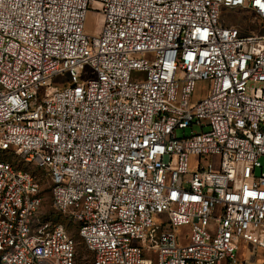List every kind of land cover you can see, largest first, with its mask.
Returning a JSON list of instances; mask_svg holds the SVG:
<instances>
[{
    "label": "built area",
    "instance_id": "built-area-1",
    "mask_svg": "<svg viewBox=\"0 0 264 264\" xmlns=\"http://www.w3.org/2000/svg\"><path fill=\"white\" fill-rule=\"evenodd\" d=\"M226 10L264 30V0H0V264H76L58 217L92 264L264 261V33Z\"/></svg>",
    "mask_w": 264,
    "mask_h": 264
},
{
    "label": "rangeland",
    "instance_id": "rangeland-1",
    "mask_svg": "<svg viewBox=\"0 0 264 264\" xmlns=\"http://www.w3.org/2000/svg\"><path fill=\"white\" fill-rule=\"evenodd\" d=\"M224 14H225L224 20L226 21L227 25L242 27L245 30V32H247V33H256V32L264 33V30L259 29L260 28L259 25H256L253 23V15L249 11H246V10H237V11L226 10L224 12ZM99 25H100V16H98L94 13H89L87 18H86V23H85L86 33L91 35V36H94ZM205 89H206L205 83H201L200 85H198V90L196 92V96H201L202 90H205ZM190 132H191L190 130L187 131V133H186L187 136L190 135ZM179 136L183 137V133H179ZM14 159L15 160H13V162L15 161L14 163L16 165H21L16 158H14ZM261 163L264 165V159L261 160ZM45 182H46V186H47L48 181L46 179H45ZM50 196L51 195L48 191L46 194L47 199H46L44 207H43V212L51 211ZM58 220H59V222H61L62 224L65 225L67 230L71 233L73 238L78 243L76 264H92L93 257L91 255V253L86 249L84 244L82 243L80 236H79L77 225L71 223L70 221H67L63 217H58ZM180 232L187 234L188 231H187V229L181 228ZM244 250L245 251L247 250V252L253 257L256 255V250L251 245H245ZM257 254L260 258H264V251H258ZM244 257H245V255H242L241 259H243ZM246 264H255V263L251 262V260H250L249 262H246ZM256 264H264V261H259V262L257 261Z\"/></svg>",
    "mask_w": 264,
    "mask_h": 264
},
{
    "label": "trees",
    "instance_id": "trees-1",
    "mask_svg": "<svg viewBox=\"0 0 264 264\" xmlns=\"http://www.w3.org/2000/svg\"><path fill=\"white\" fill-rule=\"evenodd\" d=\"M81 239V238H80ZM82 241V240H81ZM83 243V242H82ZM84 244V243H83ZM85 246V245H84ZM86 247V246H85ZM87 249V248H86ZM88 250V249H87ZM92 255V254H91Z\"/></svg>",
    "mask_w": 264,
    "mask_h": 264
}]
</instances>
